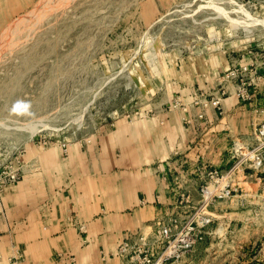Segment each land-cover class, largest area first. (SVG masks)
Listing matches in <instances>:
<instances>
[{
	"label": "rangeland",
	"instance_id": "obj_1",
	"mask_svg": "<svg viewBox=\"0 0 264 264\" xmlns=\"http://www.w3.org/2000/svg\"><path fill=\"white\" fill-rule=\"evenodd\" d=\"M24 4L0 28V200L39 153L63 157L70 143L94 142L119 120L153 109L188 111L195 97H227L228 85L235 92L242 77L252 79L241 66L264 56V0ZM249 89L242 104L264 95V80ZM223 150L214 167L235 190L207 204L212 221L204 237L167 264H264V171L232 147ZM201 198L177 215L193 217Z\"/></svg>",
	"mask_w": 264,
	"mask_h": 264
},
{
	"label": "crops",
	"instance_id": "obj_2",
	"mask_svg": "<svg viewBox=\"0 0 264 264\" xmlns=\"http://www.w3.org/2000/svg\"><path fill=\"white\" fill-rule=\"evenodd\" d=\"M24 1L0 0V28ZM227 88L222 111L192 103L188 111L148 110L119 120L94 142L70 143L63 157L48 149L30 159L0 200V264H56L59 252L103 264L101 248H116L128 232L180 213L199 197L217 150L245 142L264 120V95L242 104Z\"/></svg>",
	"mask_w": 264,
	"mask_h": 264
},
{
	"label": "built area",
	"instance_id": "obj_3",
	"mask_svg": "<svg viewBox=\"0 0 264 264\" xmlns=\"http://www.w3.org/2000/svg\"><path fill=\"white\" fill-rule=\"evenodd\" d=\"M249 54L252 56V52ZM241 74L249 75V78H252L248 80V78L242 77L240 85L235 91L240 100L246 101L251 98L252 94L249 87L264 80V56L260 64L251 58L250 62L241 66ZM224 93L225 91H223ZM220 99L219 95L202 99L195 97L192 104L201 105L203 108L209 105L221 108ZM183 109L187 110V107L185 106ZM232 151L240 161L249 160L250 166L254 170L264 171V120L256 125L252 143L235 142L232 145ZM206 175V180L199 186L202 204L193 217L182 219L177 214H171L166 219L155 221L149 233L141 229L128 232L115 251L100 252L103 264L113 258H119L122 264H167L169 259L179 258L193 248L204 237L206 233L204 227L212 221V217L207 213L209 202L219 197H229L235 190L229 174H224L218 168L207 169ZM10 176L7 181L17 178L16 174ZM2 189L1 186L0 191ZM56 264L80 263L76 254L59 252Z\"/></svg>",
	"mask_w": 264,
	"mask_h": 264
},
{
	"label": "bare ground",
	"instance_id": "obj_4",
	"mask_svg": "<svg viewBox=\"0 0 264 264\" xmlns=\"http://www.w3.org/2000/svg\"><path fill=\"white\" fill-rule=\"evenodd\" d=\"M34 12H35V11H34ZM37 14H38V13H37ZM37 16H39V15H37ZM22 20H23V19H22ZM26 22H27V21H26ZM15 27H16V26H15ZM13 28H14V27H13ZM12 30H13V29H12ZM12 30H11V31H12ZM14 30H15V29H14ZM18 30H19V29H18ZM3 32H4V31H3ZM15 32H16V31H15ZM19 33H20V32H19ZM19 33H18V34H19ZM21 34H22V33H21ZM21 34H20V35H21ZM7 35H8V34H7ZM7 35H6V36H7Z\"/></svg>",
	"mask_w": 264,
	"mask_h": 264
}]
</instances>
